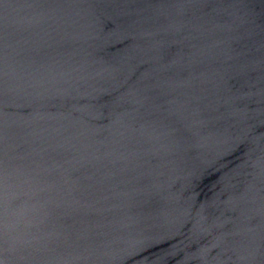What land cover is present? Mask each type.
Instances as JSON below:
<instances>
[{"label":"water","instance_id":"obj_1","mask_svg":"<svg viewBox=\"0 0 264 264\" xmlns=\"http://www.w3.org/2000/svg\"><path fill=\"white\" fill-rule=\"evenodd\" d=\"M0 264H264V0H0Z\"/></svg>","mask_w":264,"mask_h":264}]
</instances>
